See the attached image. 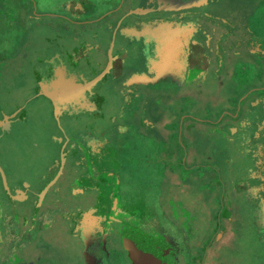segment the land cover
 I'll list each match as a JSON object with an SVG mask.
<instances>
[{
	"label": "rangeland",
	"instance_id": "374dc122",
	"mask_svg": "<svg viewBox=\"0 0 264 264\" xmlns=\"http://www.w3.org/2000/svg\"><path fill=\"white\" fill-rule=\"evenodd\" d=\"M144 2L0 0V107L10 112L25 110L24 122L15 126L7 142L1 143V158L14 178L32 179L44 196L54 183L51 177L62 165L67 144L76 148L84 143L85 135L97 137L93 144L98 152L80 154L98 167H107L99 177L104 179V195L115 198L112 213L105 214L104 236L112 229L117 237L115 231L139 232L146 227L174 243L179 258L175 264H264V214L255 216L257 203L245 195L254 185L259 197H264V129L255 128L254 122L247 127L248 101L242 98L248 86L234 88L226 96L230 87L223 81L229 73L226 67L233 72V66L231 62L221 66L212 55L220 39L240 53H245L248 46L259 47L258 42L264 40L260 37L264 32V0H211L182 11L191 22L175 23L189 30L195 28V38L202 47L212 41L208 48L212 64L205 72L207 82L203 87L194 83L182 86L162 64L160 51L126 36L141 31L143 37H151L148 32L154 25L129 27L124 22L116 34L114 55L115 66L120 68L122 54L128 51V66L122 75L112 69L95 86L96 108L57 114L52 101L38 95L42 68L52 64L54 58L70 69L81 67L85 79L104 70L118 22H101L99 18L110 10L118 12L120 8V16L123 10L143 8ZM157 14L169 15L161 11ZM166 23L156 26L164 28ZM161 30L169 37L174 29ZM224 30L230 31L227 40H223ZM251 32L260 35L251 39ZM166 52L162 51L164 59ZM146 53L155 55L157 66L149 58L144 63L142 54ZM240 66L247 67L242 75H255L245 60ZM137 79L145 85L132 92L129 84ZM72 157L66 176H73L67 181L87 175L84 164L75 165V154ZM79 187L85 185L76 182L74 188ZM90 190L84 199L64 193L63 209L49 211L44 203L38 213L49 215L54 225L47 230L42 227L46 232L35 238L29 228L34 246L21 239L17 251L11 252L15 259L4 258L13 264H83V247L78 245L82 240L74 239L79 230L74 223L77 219L84 224L90 213L83 215L77 207L85 206L81 207L85 210L99 204V189L92 184ZM36 213L34 208L31 216ZM115 219L120 221L109 228ZM19 230L16 225L14 231ZM127 237L130 244H136V238ZM39 241L50 246L43 253L35 247ZM111 246L115 250L109 248L110 256L103 251L95 264H130L122 237Z\"/></svg>",
	"mask_w": 264,
	"mask_h": 264
},
{
	"label": "flooded vegetation",
	"instance_id": "af4514ba",
	"mask_svg": "<svg viewBox=\"0 0 264 264\" xmlns=\"http://www.w3.org/2000/svg\"><path fill=\"white\" fill-rule=\"evenodd\" d=\"M159 4L161 6L164 5V3L159 2V0H146V2H144L143 4L144 5L143 8L153 7L154 9H157V7H159ZM131 9L123 10L120 16L118 13L120 12V8L118 12L116 11L113 12V10H110L109 13L106 14V16H104L102 22H121L120 27H123L124 22L129 23V27H132L133 25H137L140 27H143L144 25L153 26L156 25V23L158 22H191L186 20V14L182 13L183 10H179V11L159 10L161 12L169 13V15L161 17L158 16L157 14L158 10L151 11L144 15H136L132 13L130 14ZM91 21L92 20H90L89 22ZM145 39L146 42L149 40L148 42L152 44L153 40H151V37L145 36L144 41ZM195 42H196L195 40H192L191 44H194ZM94 49L96 50L97 48L95 47ZM56 64L55 63L50 64L49 62L47 63L46 68H42L41 81L48 82L53 78V71L56 68ZM93 91L88 93L89 95H87L88 97L87 99L89 101H93L95 99ZM71 109L72 107H69V109L66 108L64 109L63 113L65 111L71 112ZM24 120H25L24 109L22 110L18 109L10 112L3 110L0 107V145L4 141L7 142L8 138L11 137V135L15 131L16 129L15 126L20 122L23 123ZM85 137L86 140L84 141V143L79 144V147L75 148L74 146L73 148H68L69 144H67V149L64 150L65 151L64 157L66 158V161L62 173L58 175V173L61 170V165L59 164V167L55 172L54 176L51 177V180L55 178L54 183L47 190L43 198L40 197L42 194L41 193L42 190L41 191L39 190V188L36 185L37 183L31 181L32 179L28 181L22 178H14L10 174L6 164L1 158V150H0V262L2 260L3 262L2 264L12 263V261L10 262L5 258L15 259L14 257L11 256V252L12 250L17 251L16 245L20 243L21 239H23L24 241L26 240L27 242H29L30 245L34 246L33 244L34 239H32V237L35 238L39 233H41L43 231L42 227H44L45 230H47V227L49 225L50 226L54 225V221L51 218H49V215L41 216V213H38V210L42 207V205L44 203L48 204L47 209L49 211L53 209L57 210L58 208L63 209L66 205V199L64 198V193H69V192L71 193V195L79 196L84 199L86 195L90 193L87 178H95L96 186L99 189L100 196H99V204L91 205V207L85 210L81 208V207L85 208V206H81V207L79 206L76 208L78 212L82 213L83 215L84 212L87 213L90 212L89 216H86V221L84 222V224L78 223L77 219H75V223L73 222L75 229L77 230V227L79 229L78 231H76V233H74V236H76L74 237V239L76 240H78V238L79 240L81 239L83 244V249L80 252L81 257L84 261L83 264L85 263L95 264V262L98 261V257L95 258L94 255L95 253L98 252L106 251L107 254L105 255L109 257L110 256L109 248L115 250V248L111 246V243L118 237H122V241H123L125 232L124 233L122 232L121 234V232L118 233L117 231H115V233H117V237H115L114 231L112 229L110 230L111 232L107 231V234L104 236L105 234L104 223L106 222L105 214L112 213L111 207L113 206L107 207L105 205L103 197H101L105 193L104 189L102 188V183L104 179L100 178L99 177L100 175L98 174H96L95 176H91L92 173L90 172V170H93L92 165H95L93 164V160L85 158L80 154L83 151L89 153L88 147H90L95 142V140H93V137L89 138V134L85 135ZM73 154H75L74 164L75 165L84 164V166L82 165V167H86L87 175L85 176L79 175L80 176L79 178H68L67 181L66 180L67 177L73 176V175L66 176L67 173L66 166L69 165L70 162H72ZM49 180L47 181V183L49 182ZM76 182H79L80 184L81 183L84 184L85 187L74 188ZM34 208L36 209L37 213L35 216H31V214L34 211ZM29 209L31 210L29 211ZM118 221L120 220L115 219L110 221L109 228H112L111 224H113V222H118ZM16 225H18L20 229L19 232L14 231ZM29 228L30 230H34L35 232L32 237H29L31 232L28 231ZM143 229L149 231L148 228H143ZM45 230L43 232H46ZM153 235L156 236L157 240L165 239L166 243H168L166 247L156 246L153 252L158 253L160 251V254H163V256L167 258L168 264H175L176 259L178 260L179 258H177V251L174 249V247H176L174 243L169 238H167L162 234L160 236L156 234ZM86 244L88 245L87 250L86 247H84L86 246ZM27 245H24L23 247L25 248V246ZM35 247L37 249L40 248L42 250L41 253H43L44 248L50 246L44 245L43 242L39 241L35 244ZM89 251L91 254L89 253ZM135 253L134 254L135 256H137V258L134 260H131L130 257L127 255L129 259V263L139 264L140 262L141 264L145 256L144 250L139 249L136 250ZM23 262H24L23 264H30L29 261L27 262L23 261Z\"/></svg>",
	"mask_w": 264,
	"mask_h": 264
},
{
	"label": "crops",
	"instance_id": "0c3cea01",
	"mask_svg": "<svg viewBox=\"0 0 264 264\" xmlns=\"http://www.w3.org/2000/svg\"><path fill=\"white\" fill-rule=\"evenodd\" d=\"M104 16H106V14ZM104 16H103V18H104ZM103 18H99V19H103ZM101 22H102V20H101ZM158 23H160V22H158ZM164 23H166V22H164ZM153 27H154V30L152 32H150V30H149V32H148V34L151 36V40H153L152 44H150L148 42L149 40L146 42V39H145V41H144V37L141 35V33H142L141 31H139V32L135 31V33H132L131 36L128 34H126V36L132 37V39H138L139 41H142L143 45L147 44L146 46L148 48L154 49L157 52L160 51L162 64L163 65L165 64V66L167 68H169L170 71H172V74H173L172 78L178 80V82L182 86H187V85H191V83H194L195 86L203 87L207 82L206 81L207 77L205 76V72L209 71V69L211 68V64H212L211 59H210L211 53L208 51L211 39L208 42L209 44L207 43L206 45H204V47H202L203 44L199 43V41L195 38V35L197 33V30H196V33H194L195 28L193 30H189L188 26H186V25L182 26V25H179L175 22L166 23L164 28L160 27V26L157 27L156 25H154ZM222 27L225 28V26H222ZM161 29H166L167 32H169V30H167V29H174V30L171 31L169 33L170 36L167 37L163 34ZM225 30L223 31V35H224L223 40H227L228 37H231L230 31H228V30L225 31ZM255 34L260 35L258 33L251 32L250 38L251 39L257 38L258 36H255ZM260 37H262L264 39V32L262 33V35ZM192 40H195L196 43L191 44ZM247 44L249 45V42H247ZM236 45L242 46V43L236 42ZM258 45H259V47H255V48L248 46V47H246L245 53H243V52L240 53L239 51H233L234 49L232 48L231 44H228V46H227L225 43L223 44L222 39H220L217 48L213 49L212 55L216 57L217 61L220 62L221 66L222 65L225 66V64L227 66V63L231 62V65L234 68V70L232 68L233 72H230L231 69H228L226 67V70L229 73L226 76L227 78L223 81L229 82V86H230L228 88L226 96L229 95L230 93H232L234 91V88H239L240 86H243V87L248 86V90L245 91V93H247V94H246V96H244L242 98L243 101H248L247 102V112H248L247 114H248V116L246 118L247 127L252 126V122H254L257 124L255 126V128L259 127L261 129H264L263 128L264 127V40L263 41L261 40V42H258ZM195 46H200V47L195 48ZM163 50L167 51L165 53V59L162 56ZM147 53L142 54L144 57V63L147 60V58H149V61H151V63L154 66H157L156 61L154 59L155 55L149 53V55L147 56ZM224 56L226 57V59H223V60H225V63L223 62L222 59H220V57L223 58ZM116 57H115V59H116ZM122 57L123 58H121L120 68H116L115 64L113 65V68H112L119 75L120 74L122 75L124 73V70L126 69V66H128L127 65L128 51H126L125 54H122ZM150 57H151V59H150ZM243 60L246 61L248 66H251L254 69V71H255L254 76L248 75V77H247L246 75L245 76L242 75L244 73L245 69L247 68L246 66H243V67L240 66V61L242 62ZM167 61H169V62H167ZM81 63H82V60H81ZM244 67H246V68L243 69ZM68 68H69V66H68ZM81 69H82L81 67H78V68L76 67L74 69L71 68L70 71L77 72L78 74H80V73H82ZM200 71L203 72L202 75H198V73ZM186 74H187V76H186ZM189 74H192V75H190L191 76L190 78L188 77ZM185 81H187V83H185ZM130 83L131 84H129L130 86L128 85L129 86L128 88L130 90H132V92H136L138 90L137 88L139 86L145 85L144 84L145 82L142 79H137V80H134L133 82H130ZM132 84H134L135 87H133ZM260 93L262 95H260ZM134 96H137V93H134ZM93 101L95 102V100H93ZM91 108L94 109V107H91ZM233 115H234V113L230 114L231 117H233ZM238 131H239V128L238 127L235 128V130H234L235 134H237ZM90 137H92V136H90ZM96 138L97 137L93 136V140H96ZM92 146H94V147H92ZM92 146L88 147L89 153L90 152H98V149H96V147H97L96 144H92ZM92 169L93 170H90V172L92 173L91 176H95L96 174L99 175V174L105 172V170H107V167L105 165H103L101 167H98V165L97 166L92 165ZM87 182L89 184V190H90V187L92 186V184L95 187V189L98 188L96 186L95 178H87ZM89 192H91V190ZM104 194H106V193H104ZM104 194L101 197H103L105 205L107 207L113 206V204H114L113 200L115 197L114 196L112 197V195L105 196ZM245 195L248 198V200H252V201L257 203V204H254L255 205L254 206L255 216L258 217L259 215H257V214H259V213L264 214V197L263 198L259 197L258 189H256V187L254 185L247 188ZM119 200H120V198H119ZM119 200H118V202H119ZM126 209H127V207H126ZM263 219H264V216L262 218V222H263ZM256 223H257V221H256ZM257 225H258V223H257ZM144 228H146V227H144ZM78 240H79V238H78ZM78 245H81L83 247L82 243H79ZM84 247H86V250H87L88 245L86 244V246H84ZM124 247H125V245H124V240H123V248ZM124 250H126V254L129 256L127 249L124 248ZM89 253H90V251H89ZM102 254H103V252L95 253L94 257L95 258H97V257L101 258ZM139 264H140V262H139Z\"/></svg>",
	"mask_w": 264,
	"mask_h": 264
},
{
	"label": "water",
	"instance_id": "95a60500",
	"mask_svg": "<svg viewBox=\"0 0 264 264\" xmlns=\"http://www.w3.org/2000/svg\"><path fill=\"white\" fill-rule=\"evenodd\" d=\"M210 1L211 0H159V2L164 3V5L161 6L159 4L157 9H154L153 7L136 8L131 10L130 14L144 15L155 10L179 11L206 5L210 3ZM120 24L121 22L118 23L113 35V39L109 45L107 64L104 70H102L94 78L85 79L82 76V73L78 74L77 72L70 71V69L61 59L57 60L54 58L53 63L58 64H56V68L53 71V78L48 82L41 81L38 95L42 94L48 97L54 104L57 114H60V112L66 108L69 109V107H72L71 111L76 113L83 110L91 111V107H97L95 102L89 101L87 99V95L93 91L95 86L105 78V76L111 71L113 67L115 61L114 46L116 34ZM64 162L65 158L63 159L61 167H63ZM61 171L62 170H60V173ZM40 197L43 198V194H41ZM146 237L147 242L144 249L145 256L141 264H168L167 258L163 256V254H160V251L158 253L153 252L156 246H167L165 239L157 240L155 236L151 235H146Z\"/></svg>",
	"mask_w": 264,
	"mask_h": 264
},
{
	"label": "trees",
	"instance_id": "16d2710c",
	"mask_svg": "<svg viewBox=\"0 0 264 264\" xmlns=\"http://www.w3.org/2000/svg\"><path fill=\"white\" fill-rule=\"evenodd\" d=\"M108 58V57H107ZM126 232H127V234H128V237L129 236H132L133 238H136L135 240H136V244L134 245V243L133 244H130L129 243V241L127 240V239H125V237L127 236V234H126ZM125 232V237H124V239H125V241H124V245H125V248L127 249V251H128V254H129V257H130V259L131 260H134V259H136L137 258V256H135V252H136V250H139V249H142V250H144L145 249V244H146V242H147V237H146V235H151V236H155V235H153V233L152 232H149V231H146V230H144V229H141L139 232L137 231V232H134L133 230L132 231H130V230H127ZM152 233V234H151ZM135 234H137V236L135 237V236H133V235H135ZM156 235H158V236H160V234H156ZM127 237V238H128ZM156 237V236H155ZM137 241H139L140 242V244L138 245L137 244ZM166 245H167V243H166ZM135 253V254H134ZM130 264H132V263H130Z\"/></svg>",
	"mask_w": 264,
	"mask_h": 264
}]
</instances>
